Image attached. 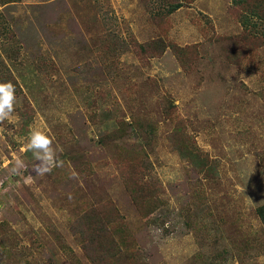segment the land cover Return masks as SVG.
<instances>
[{
    "label": "rangeland",
    "instance_id": "374dc122",
    "mask_svg": "<svg viewBox=\"0 0 264 264\" xmlns=\"http://www.w3.org/2000/svg\"><path fill=\"white\" fill-rule=\"evenodd\" d=\"M240 11L0 0L17 97L0 123V264H92L96 242L103 264H264V25L245 31ZM34 126L57 148L43 176Z\"/></svg>",
    "mask_w": 264,
    "mask_h": 264
},
{
    "label": "clouds",
    "instance_id": "9594fccd",
    "mask_svg": "<svg viewBox=\"0 0 264 264\" xmlns=\"http://www.w3.org/2000/svg\"><path fill=\"white\" fill-rule=\"evenodd\" d=\"M16 102L14 84L10 81H0V123L5 121L14 122ZM26 148L35 157L36 162L32 167L33 175L43 176L49 174L54 167L59 166L57 148L54 147V137L45 128L34 126L29 130ZM21 167H23V161L17 159L12 171L18 173ZM260 259L264 261V256Z\"/></svg>",
    "mask_w": 264,
    "mask_h": 264
},
{
    "label": "trees",
    "instance_id": "16d2710c",
    "mask_svg": "<svg viewBox=\"0 0 264 264\" xmlns=\"http://www.w3.org/2000/svg\"><path fill=\"white\" fill-rule=\"evenodd\" d=\"M232 4L236 8H240V12H236L239 22L244 26L245 31L249 30L248 28H252L256 26V21L264 25V0H231ZM180 6L179 4H174L171 8H177ZM253 37H258L260 43L264 45V28L260 32L259 35L253 34ZM244 39H248V34H244ZM138 202L139 199L134 197ZM255 212L257 216L260 218L262 222H264V202L258 205L255 208ZM99 239L103 237L104 231H98ZM90 252H88L89 260L92 264H103V260H107L108 256H110L107 250L110 252L112 247L108 245L106 250L102 249V246L96 242L95 244H91L90 248H88ZM87 251V250H86ZM105 264H111L107 262Z\"/></svg>",
    "mask_w": 264,
    "mask_h": 264
}]
</instances>
